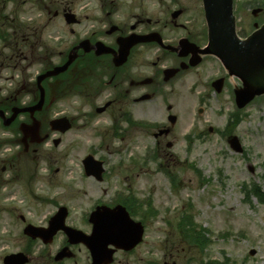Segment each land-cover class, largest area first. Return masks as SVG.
I'll return each instance as SVG.
<instances>
[{
	"label": "rangeland",
	"instance_id": "rangeland-1",
	"mask_svg": "<svg viewBox=\"0 0 264 264\" xmlns=\"http://www.w3.org/2000/svg\"><path fill=\"white\" fill-rule=\"evenodd\" d=\"M60 1L0 0V23L7 21L8 27L11 18H15L23 28L28 27L23 35L35 33L32 48H18L15 39L8 37L11 29H5L6 40L0 37L1 102H31L35 95L33 84L44 69L49 52L53 47L62 49L70 41L63 21L48 24L54 3ZM89 1L65 0L78 16ZM179 1V6L201 5L200 0ZM169 6L172 7L169 0L162 4L150 0L152 20L162 17ZM234 7L242 31L249 32L256 20L264 22V13L257 19L251 14L256 8H264V0H234ZM2 14L8 18L3 19ZM74 29L79 33V27ZM195 105L189 96L180 100L182 119L175 138V161L166 157L161 167V159L151 156L149 160L155 150L150 134L133 131L124 138L114 137L110 132L112 122L105 115L85 118L90 112L77 95L58 99L39 116L47 126L53 118L67 116L74 122L72 130L61 135L48 128L45 133L49 139L30 145L27 152L20 141L21 133L0 123V264L6 255L26 250L31 258L29 264H56L54 256L67 243L64 233L44 245L31 241L23 229L27 224L47 226L60 206L69 210L68 226L90 233L83 221L85 216L99 201L107 202L114 190L112 183L96 185L85 179L82 160L85 150H94V146L97 158L104 159L108 167L134 169L135 219L146 224L143 243L131 255L118 252L114 264H187L189 259L194 264H264V203L255 195L247 199L243 190L257 185L264 192V96L238 112L237 126L228 123L230 114L238 110L232 90L229 95L212 98L200 120L206 131L212 126L219 132L201 140L194 137L191 144L187 137L194 130L191 125ZM19 120L24 121L25 117ZM226 126L239 138L243 153L232 151L221 135ZM57 138L62 139L58 147L53 143ZM166 167L176 175V184L163 172ZM143 199L150 200L142 205ZM181 229L188 231L186 237L179 236ZM199 240L202 247L196 243ZM173 241L183 243L170 259L163 251L170 249ZM252 249L256 250L254 256L249 254ZM71 250L74 258L61 264L91 263L84 246L76 245Z\"/></svg>",
	"mask_w": 264,
	"mask_h": 264
},
{
	"label": "flooded vegetation",
	"instance_id": "flooded-vegetation-1",
	"mask_svg": "<svg viewBox=\"0 0 264 264\" xmlns=\"http://www.w3.org/2000/svg\"><path fill=\"white\" fill-rule=\"evenodd\" d=\"M153 1L165 3V0ZM169 1L172 7L165 8L162 17L155 21L150 16V0H90L79 16L65 0L55 2L48 24L63 21L71 39L62 49L53 47L45 65L49 70L65 64L69 53L83 43L85 46L78 50V57L68 71L46 82L53 94L51 99H57L54 94H77L84 108L90 112L85 114V118L105 115L112 122L110 132L114 137L133 131L150 134L155 142L154 153L161 159L159 167L166 157L175 161L174 151L178 145L175 138L182 119L179 102L183 96H189L196 102L191 125L194 130L191 137H187L193 144L194 137L201 140L219 132L212 126H208L206 131L200 120L209 109L212 98L229 95L230 89L234 92L242 85L228 73L219 57L204 52L209 45V29L203 7L179 6V0ZM261 9L264 12V8ZM69 14L74 16L75 23L66 22ZM75 27H79V33ZM152 32L160 34L162 45L153 42L137 44L130 50L124 47L130 43V38L136 41L135 36L144 37ZM33 33L25 36L23 30H15L16 46L30 45L32 48ZM238 36L242 39L248 36L241 26ZM97 44L106 46L112 53L98 54L101 49H97ZM225 131L221 135L228 138ZM96 148L85 150V157H97ZM101 160L105 169L101 180L85 175L86 180L96 185H113L109 200L99 204L110 208L122 206L133 216L134 169L108 167L106 161ZM8 164L11 167L12 161ZM102 191L108 195L107 188ZM84 224L90 227L87 220ZM179 248L176 243L172 244L170 249L163 251L164 256L172 259L173 252H178Z\"/></svg>",
	"mask_w": 264,
	"mask_h": 264
},
{
	"label": "water",
	"instance_id": "water-1",
	"mask_svg": "<svg viewBox=\"0 0 264 264\" xmlns=\"http://www.w3.org/2000/svg\"><path fill=\"white\" fill-rule=\"evenodd\" d=\"M203 2L211 34L207 52L219 56L230 75L243 81L244 86L236 90L235 94L238 108H245L256 97L264 95V26L246 41H241L236 34L233 0H203ZM66 17L69 24L75 22L72 15ZM129 40V44H124L128 50L140 42L158 41L161 43L159 35L155 33L140 40L133 41V38ZM82 46L85 45L82 43L70 52L69 60L63 66L55 67L38 77L37 88L40 93L38 103L24 108H12V115L9 118L6 117L4 111H0V118L3 119L5 126H10L22 113L29 114L31 122L21 123L19 127L22 133L21 142L26 150L30 144H41L49 137L48 134L43 135L42 121L36 117V113L42 112L45 105L44 80L66 72L77 58V50ZM96 47L102 49L98 54L109 52L102 44H97ZM49 127L51 131L65 133L71 129L72 125L67 118H61L51 121ZM60 142V139H57L54 144L58 146ZM228 142L235 152H243L238 137L232 136ZM83 163L89 176H99L103 172L102 162L94 160L91 156L87 157ZM67 216L68 210L61 207L57 214L50 219L47 228L29 225L25 228L24 234L33 240L40 238L44 244H48L53 241L59 231H63L70 244L83 243L87 246L92 256V264H111L116 250L130 251L143 239L144 227L142 223L132 221L122 207L113 210L102 207L93 212L90 218L93 230L89 236L66 226ZM110 246L115 249H111ZM254 254L255 251H251V255ZM70 256L71 254L65 248L58 254L56 260L59 261ZM28 262L29 258L24 253L11 254L3 260L4 264H27Z\"/></svg>",
	"mask_w": 264,
	"mask_h": 264
},
{
	"label": "trees",
	"instance_id": "trees-1",
	"mask_svg": "<svg viewBox=\"0 0 264 264\" xmlns=\"http://www.w3.org/2000/svg\"><path fill=\"white\" fill-rule=\"evenodd\" d=\"M18 26L15 25V21H11V26L10 28L13 29H17ZM245 194L247 195V197L249 198L250 195H255L256 197H258L262 203H264V192L262 191V189L257 186V185H253V187H251L249 190L245 189ZM200 238V237H199ZM198 239V238H197ZM197 244H200L202 246V242L201 240H199L198 242H196ZM203 264V263H200Z\"/></svg>",
	"mask_w": 264,
	"mask_h": 264
}]
</instances>
